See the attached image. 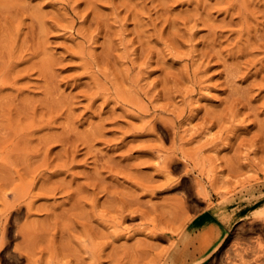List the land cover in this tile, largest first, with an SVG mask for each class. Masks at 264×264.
I'll list each match as a JSON object with an SVG mask.
<instances>
[{
  "label": "rangeland",
  "instance_id": "rangeland-1",
  "mask_svg": "<svg viewBox=\"0 0 264 264\" xmlns=\"http://www.w3.org/2000/svg\"><path fill=\"white\" fill-rule=\"evenodd\" d=\"M237 242L264 244V0H0V264Z\"/></svg>",
  "mask_w": 264,
  "mask_h": 264
},
{
  "label": "bare ground",
  "instance_id": "bare-ground-1",
  "mask_svg": "<svg viewBox=\"0 0 264 264\" xmlns=\"http://www.w3.org/2000/svg\"><path fill=\"white\" fill-rule=\"evenodd\" d=\"M2 240H5L4 236H2ZM236 244L238 245L234 247V251H236L235 257L237 258L231 259L229 264H264V244L261 242L246 244L243 242V245L237 242Z\"/></svg>",
  "mask_w": 264,
  "mask_h": 264
}]
</instances>
